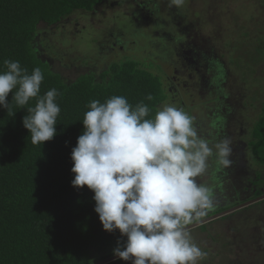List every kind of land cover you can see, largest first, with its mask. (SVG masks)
I'll return each mask as SVG.
<instances>
[{
    "label": "trees",
    "instance_id": "1",
    "mask_svg": "<svg viewBox=\"0 0 264 264\" xmlns=\"http://www.w3.org/2000/svg\"><path fill=\"white\" fill-rule=\"evenodd\" d=\"M104 4L105 0H0V73L6 71L5 60L19 61L29 74L39 67L44 75L39 95L52 88L62 93L57 97L61 111L56 135L42 144H32L22 125L35 99L21 108L12 100L14 89L7 97L10 109L0 108V264H99L115 257L114 249L126 243L118 230H103L94 211V193L72 185L71 151L83 133L82 121L92 100L104 103L114 95L124 96L133 107L146 104L151 118L165 103L167 90L162 77L147 66V58L113 59L107 52L110 47L104 52L98 40L90 42V51L82 50L85 53L74 49L83 58L53 46L54 40L69 43L58 30L75 13L87 18ZM87 30L96 34L93 39L102 38L90 25L84 26L82 38ZM112 40L109 37L108 44ZM55 60L71 61L89 71L66 82L53 70ZM149 94L151 101L146 99ZM247 124L253 130L246 144L255 161L252 168L264 169V119L253 118ZM262 195L264 190H257L255 197ZM109 264L131 261L117 259Z\"/></svg>",
    "mask_w": 264,
    "mask_h": 264
},
{
    "label": "clouds",
    "instance_id": "2",
    "mask_svg": "<svg viewBox=\"0 0 264 264\" xmlns=\"http://www.w3.org/2000/svg\"><path fill=\"white\" fill-rule=\"evenodd\" d=\"M184 3L171 0L177 8ZM4 65L0 108L10 109L7 97L14 89L12 100L21 108L35 99L22 125L32 144L52 140L62 93L52 88L39 95L44 80L39 67L29 74L19 61L5 60ZM87 107L83 133L71 151L72 185L94 193L103 230H118L127 238L113 255L131 264H200L208 253L187 226L214 206V192L197 177L206 173L210 158L223 169L232 166L231 140L210 143L198 132L194 117L169 103L151 118L146 104L133 107L120 95L104 103L92 100Z\"/></svg>",
    "mask_w": 264,
    "mask_h": 264
},
{
    "label": "rangeland",
    "instance_id": "3",
    "mask_svg": "<svg viewBox=\"0 0 264 264\" xmlns=\"http://www.w3.org/2000/svg\"><path fill=\"white\" fill-rule=\"evenodd\" d=\"M136 2L139 5L136 11L140 15L135 19L132 14ZM105 3L87 18L75 13L68 24L58 30L63 40L69 38V43L61 45L54 40L52 45L58 50H71L72 56L80 58H83V53L74 49L90 51V42L98 40L105 52L111 47L109 37L115 42L118 52L129 53L136 43L144 49H153L156 54L161 51L162 59L156 57L155 61L159 66L164 61L171 63V69L165 74V83L170 92L172 90V101L175 100L166 103L182 108L194 117L196 128L197 124L202 125L199 120L205 115L194 106L221 101L228 95L225 90L228 86L232 99V109L228 113L235 117L232 128L229 127L233 155L235 157L240 149L243 155L249 153L250 147L246 144L252 138L253 130L247 123H251L253 118L264 119V0H185L180 8L173 6L171 0H135L134 3L131 0H105ZM88 25L95 31L99 30L102 38L93 39L96 34L89 30L82 38L84 26ZM124 34L133 40L124 39ZM120 35L122 38L116 37ZM85 44L88 48L83 47ZM138 52L142 53L141 56L145 54ZM138 52H135L137 57ZM168 53L169 59H165ZM181 59L186 60L195 72L187 71ZM181 62L185 69L178 65ZM52 66L66 82H72L89 71L84 67L77 68L78 65L71 61L60 63L55 60ZM201 91L207 93L203 99ZM199 114L200 117L197 116ZM238 114L242 119L235 123ZM201 130L204 133L200 135L206 137L208 129ZM249 157L250 154L246 155L244 167L248 163L247 166L252 168L255 161ZM253 169L254 183L262 191L264 169ZM232 183L230 179L224 183L230 191H233ZM190 231L194 241L208 253L200 264H264V203L224 221H214Z\"/></svg>",
    "mask_w": 264,
    "mask_h": 264
},
{
    "label": "flooded vegetation",
    "instance_id": "4",
    "mask_svg": "<svg viewBox=\"0 0 264 264\" xmlns=\"http://www.w3.org/2000/svg\"><path fill=\"white\" fill-rule=\"evenodd\" d=\"M134 1L131 0V2H133V3H134ZM125 3L129 4V2H125ZM133 3H131V4H133ZM138 7H139V5L136 2V6H134V9H133L134 13L132 14V17L135 16L134 18H136L137 15H140L137 12ZM149 10L152 11L151 7ZM145 16H147V15H145ZM116 37L122 38L121 35L116 36ZM127 37H128V35H126V34L123 35L124 39H127L128 41L133 40L130 38L128 39ZM133 43H135V42H133ZM110 44H111V47L107 50V52L109 55L111 54L113 57H115L117 59L120 58L119 55H121L123 57H125V56H128L130 58L133 57V59H135V60L146 59V58L149 59L147 62V66L153 67L151 71L154 73L155 76L162 77L164 87L167 90L166 91L167 92V99H166L165 103L166 102L171 103V102L175 101V100L172 101V98H173L172 97V90L170 92V90L167 88V84L165 83V81H166L165 74H166V71H169V68L171 69V63L164 61L163 64L160 63L161 66H159L158 63H156V61H155L156 57L158 58V60L162 59L161 51L157 52V54H156L153 49H147V48L144 49L140 43L139 44L136 43V44H134V47L131 49V50H133V52L130 50L129 53H125V52H123V50H121L120 52L117 51L114 41H112ZM193 50H195V49H193ZM138 51H142L145 54L143 56H141L140 54H142V53H140ZM135 52H138L137 53L138 57L136 56ZM169 56H170V53H168L165 56V59H166V57L169 59ZM170 60H168V61H170ZM177 60L180 61L179 58ZM181 61L187 66V71L189 70V72H192V71L195 72V69H191L190 65L187 64L186 60L181 59ZM182 62L178 63V65L185 69L186 66H184ZM226 87L227 88L225 90H226V94H228V95L225 96L224 98L222 97L221 101H219V100L213 101L211 103V105H207L205 103H202V105L199 104V105L194 106L196 109H198V111H200L202 114L205 115V117H203V118L200 117L201 114L197 115L200 117L199 122L202 121V125L197 124L198 132L202 134L204 132L201 129H208L209 132H206L207 135L205 138H207L210 141V143H215V142L222 140L224 138L231 137V135L229 133V127H231V124H233V120L235 119V117H233L231 115V113H228V110L232 109V105H231V101H230L232 99H231V94L229 92L230 90H229L228 86H226ZM215 88H216V91L218 92L219 91L218 85L215 86ZM200 89L203 91L202 85H200ZM202 91H201V95H200L201 99L205 98L204 96L207 94V93L204 94ZM221 95H222V93H221ZM228 96H229V98H228ZM210 100H213V99L211 98ZM222 100H223V102H222ZM206 102H208V101L206 100ZM225 104H226V106H225ZM209 115L211 118L209 117ZM254 117H256V116L254 115ZM237 119H242L239 114H238V117L236 118L235 123L238 122ZM223 129H225V130H223ZM240 151H241V149L237 152V155L235 157L232 154L231 159L233 160V164L228 169L221 168L216 163L215 158H210L209 159V166H208L206 173L200 177H197V181L199 183H203V184L209 186L214 192V206L198 222H201V221L207 220L209 218H212L214 216L220 215L222 213H226L228 211H231L228 215H225L221 218L214 219L213 221H210L208 223H212L214 221H219V220L224 221V220L230 218L231 216L232 217L236 216L239 212H242L244 210H250V208H248V207H253L255 204L259 203V202L252 203L259 198V197H255L257 190H261L260 187L256 186V184L254 183L255 178L251 172L255 171V170L253 168H250L249 165L247 166L248 163H246V166L244 167V161L246 160V155H248L249 153L243 155V154H241ZM236 160H240V162L238 163V162H236ZM239 164L241 166L240 169H239ZM248 173H249V175H248ZM251 177H252V179H251ZM248 178H250L251 180H249ZM228 179H230V181H233V183H232L234 186L232 189L233 191H230L228 186H226V184H224L225 181ZM248 203H252V204H249L248 206H243V205L248 204ZM207 224H204V225H207Z\"/></svg>",
    "mask_w": 264,
    "mask_h": 264
},
{
    "label": "water",
    "instance_id": "5",
    "mask_svg": "<svg viewBox=\"0 0 264 264\" xmlns=\"http://www.w3.org/2000/svg\"><path fill=\"white\" fill-rule=\"evenodd\" d=\"M263 199H264V196H263V197H260L259 199L255 200V201L252 202V203L260 202V201H262ZM252 203H248V204H245V205H243V206H248L249 204H252ZM241 207H242V206H241ZM230 212H231V211H228V212H226V213H222V214H220V215L214 216V217L209 218V219H207V220H204V221H201V222H197V223H195V224H193V225H189L188 228H189L190 230L195 229V228H198V227H200V226H202V225H204V224H207V223L210 222V221H213L214 219L221 218V217H223V216H225V215H228ZM117 259H119V258H117V257H113V258H110V259H108V260H106V261H104V262H102V263H99V264H109V263H111V262H113V261H115V260H117Z\"/></svg>",
    "mask_w": 264,
    "mask_h": 264
}]
</instances>
